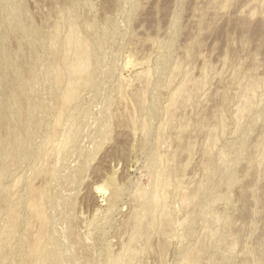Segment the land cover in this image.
Wrapping results in <instances>:
<instances>
[{"label": "rangeland", "instance_id": "rangeland-1", "mask_svg": "<svg viewBox=\"0 0 264 264\" xmlns=\"http://www.w3.org/2000/svg\"><path fill=\"white\" fill-rule=\"evenodd\" d=\"M259 26L264 0H0V264H264Z\"/></svg>", "mask_w": 264, "mask_h": 264}, {"label": "bare ground", "instance_id": "bare-ground-1", "mask_svg": "<svg viewBox=\"0 0 264 264\" xmlns=\"http://www.w3.org/2000/svg\"><path fill=\"white\" fill-rule=\"evenodd\" d=\"M260 27V26H259ZM254 38L256 37V38H258L259 40H260V42H264V26H261L260 28H259V30H257L256 32H255V34H254V36H253ZM264 46V45H263ZM86 64V63H85ZM84 64V65H85ZM80 69V68H79ZM160 188V187H159ZM156 194V193H155ZM160 194H161V192H160ZM155 197V196H154ZM158 199V198H157ZM38 201V200H37ZM37 207V206H36ZM32 208V207H31ZM42 215V214H41ZM36 251V250H35Z\"/></svg>", "mask_w": 264, "mask_h": 264}]
</instances>
